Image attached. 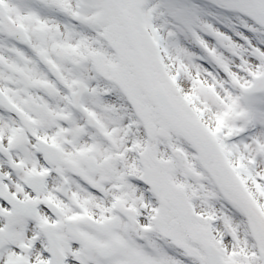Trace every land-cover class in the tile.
Segmentation results:
<instances>
[{
	"label": "snow or ice",
	"instance_id": "snow-or-ice-1",
	"mask_svg": "<svg viewBox=\"0 0 264 264\" xmlns=\"http://www.w3.org/2000/svg\"><path fill=\"white\" fill-rule=\"evenodd\" d=\"M0 264H264V0H0Z\"/></svg>",
	"mask_w": 264,
	"mask_h": 264
}]
</instances>
